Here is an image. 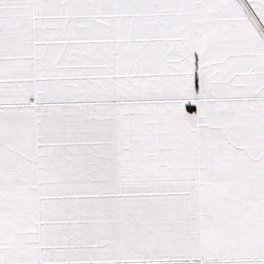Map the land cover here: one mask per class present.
<instances>
[{
    "label": "snow or ice",
    "instance_id": "obj_1",
    "mask_svg": "<svg viewBox=\"0 0 264 264\" xmlns=\"http://www.w3.org/2000/svg\"><path fill=\"white\" fill-rule=\"evenodd\" d=\"M0 264H264V0H0Z\"/></svg>",
    "mask_w": 264,
    "mask_h": 264
}]
</instances>
